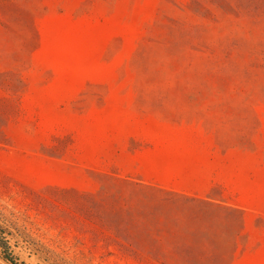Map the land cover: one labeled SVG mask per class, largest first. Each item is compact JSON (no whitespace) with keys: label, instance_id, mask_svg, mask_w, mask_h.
<instances>
[{"label":"rangeland","instance_id":"rangeland-1","mask_svg":"<svg viewBox=\"0 0 264 264\" xmlns=\"http://www.w3.org/2000/svg\"><path fill=\"white\" fill-rule=\"evenodd\" d=\"M0 223L24 264H264V0H0Z\"/></svg>","mask_w":264,"mask_h":264},{"label":"trees","instance_id":"trees-1","mask_svg":"<svg viewBox=\"0 0 264 264\" xmlns=\"http://www.w3.org/2000/svg\"><path fill=\"white\" fill-rule=\"evenodd\" d=\"M183 196L186 197L185 195ZM12 236L13 234L11 233V231L0 223V258L3 259L8 264H24L20 262V260L14 254L11 245Z\"/></svg>","mask_w":264,"mask_h":264}]
</instances>
